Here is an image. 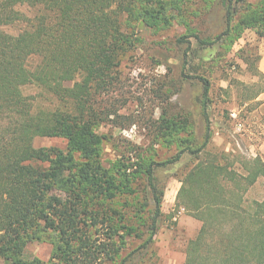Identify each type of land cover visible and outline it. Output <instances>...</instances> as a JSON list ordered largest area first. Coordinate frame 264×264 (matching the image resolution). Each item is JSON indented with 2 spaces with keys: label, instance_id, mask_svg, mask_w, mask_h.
Instances as JSON below:
<instances>
[{
  "label": "trees",
  "instance_id": "16d2710c",
  "mask_svg": "<svg viewBox=\"0 0 264 264\" xmlns=\"http://www.w3.org/2000/svg\"><path fill=\"white\" fill-rule=\"evenodd\" d=\"M190 2L0 0L3 264H129L139 249L154 243L164 216L157 171L178 163L186 151L199 156L210 135L202 146L192 148V142L178 134L183 128L164 119L167 129L175 131L174 141L189 146L164 161L125 147L107 167L109 137L99 129L117 112L101 107L102 98L117 86L119 67L140 41L139 23L168 27L169 13L177 9L185 18ZM246 4L224 0L225 31L214 40L196 39L212 46L233 31L260 26L264 37V0L250 5L234 26L236 6ZM23 7L33 14L24 13ZM15 25L24 26L20 33L6 31ZM179 41L189 45L188 51L192 47L187 37ZM201 80L207 98L210 83ZM71 82L72 87L66 85ZM26 87L38 92L27 95ZM203 104L206 107L207 101ZM164 129L161 126L160 132ZM37 137L63 138L67 150L36 148ZM240 162L242 171L203 160L181 181L177 207L201 222L187 246L185 264H264V200L245 199L264 179V160L256 156ZM130 238H140L142 244L124 255ZM43 239L53 246L49 261L27 260V245Z\"/></svg>",
  "mask_w": 264,
  "mask_h": 264
},
{
  "label": "rangeland",
  "instance_id": "374dc122",
  "mask_svg": "<svg viewBox=\"0 0 264 264\" xmlns=\"http://www.w3.org/2000/svg\"><path fill=\"white\" fill-rule=\"evenodd\" d=\"M223 1L191 0L185 18L177 9L169 13L171 25L168 27L154 29L139 23L140 41L119 67V83L102 98L101 107L117 112V117L112 116L99 129L109 137L104 155L107 167L125 147L137 150L144 158L152 156L164 161L189 146L190 143H183L181 147L174 141L175 131L167 129L164 119L183 128L178 134L190 140L192 148L202 146L210 135L199 156L186 151L178 163L157 171L158 188L163 191L164 216L160 230L154 243L147 250L139 249L129 264H185L187 246L197 236L201 222L184 208L177 207L181 181L203 160H215L242 171L240 159L256 157L250 152V143L258 144L264 126L262 123L252 125L256 120L253 112L262 111L259 110L261 103L252 101L264 90V37L259 33L263 27L246 28L238 32L239 36L233 31L212 46L201 45L195 37L214 40L225 31ZM262 1L247 0L246 5L236 6L234 26L239 25L250 5L256 6ZM21 10L33 14L30 8ZM23 27L15 25L7 27L6 31L17 35ZM183 36L191 42L189 51V45L179 41ZM201 79L210 83L207 98ZM73 84L66 85L72 87ZM24 91L27 95L38 92L35 87H26ZM204 101H207L206 107ZM233 111L239 114L237 120L231 118ZM161 126L168 135H162ZM34 146L64 150L68 147L63 138L45 137H37ZM257 156L262 157L260 153ZM245 199L249 202L264 200V179L247 191ZM141 244L140 238L128 239L124 255ZM52 251L50 242L34 240L27 245L25 258L46 262Z\"/></svg>",
  "mask_w": 264,
  "mask_h": 264
},
{
  "label": "crops",
  "instance_id": "0c3cea01",
  "mask_svg": "<svg viewBox=\"0 0 264 264\" xmlns=\"http://www.w3.org/2000/svg\"><path fill=\"white\" fill-rule=\"evenodd\" d=\"M260 69H263V68L261 67ZM252 102H260L261 107L259 110H262L260 112L257 110L253 112V114L255 115L254 117H256V120L254 124L252 125H256L255 123H262V125L264 126V92L261 93L257 98H255ZM257 116L259 117L257 118ZM254 129H255V126H254ZM261 134H262L261 135L262 137H260V141L258 142V144L250 143V152L252 156H257L260 153V155L264 157V130H262ZM252 135H254L255 137L258 136L257 134H255V132H252Z\"/></svg>",
  "mask_w": 264,
  "mask_h": 264
},
{
  "label": "built area",
  "instance_id": "2783aa9c",
  "mask_svg": "<svg viewBox=\"0 0 264 264\" xmlns=\"http://www.w3.org/2000/svg\"><path fill=\"white\" fill-rule=\"evenodd\" d=\"M238 113L236 112V111H233L232 113H231V118L233 119V120H237L238 119Z\"/></svg>",
  "mask_w": 264,
  "mask_h": 264
}]
</instances>
